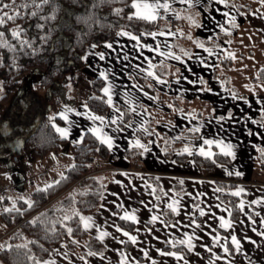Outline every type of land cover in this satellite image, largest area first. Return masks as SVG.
Masks as SVG:
<instances>
[{
	"label": "crops",
	"instance_id": "1",
	"mask_svg": "<svg viewBox=\"0 0 264 264\" xmlns=\"http://www.w3.org/2000/svg\"><path fill=\"white\" fill-rule=\"evenodd\" d=\"M230 1L234 3L232 6L220 4L219 0H196L194 5L189 7L187 4H181L180 0H170L173 10L165 12L163 9H160L161 15L157 17L170 21L178 17V9L191 8L196 12V20L199 19V26L195 25L196 30L194 39L196 38L198 39L197 41L202 43H204L206 39L217 40L216 42L220 44V47L216 48L212 46L213 51L216 53L214 56H210L209 53L200 48L196 42L195 47H192V55L183 57L181 60H177L171 56H161L158 52L153 51V49L157 46L161 51H166L169 48L174 51V40L182 36L181 31L177 29H157L154 30L157 35H147L145 40L139 39V41L123 35H116L111 41L103 42L100 45L92 44L89 46L86 54V65L84 69L87 68L88 70H91L94 77L100 76L99 71L101 69L108 72L109 79L113 84L114 105L122 109L124 113V119L121 121V127L124 128V131L115 133L112 128L107 126V123L105 126V131H109L111 134H114L116 140L113 149H110L111 154L116 157V153H119L122 157L119 161H115L114 159L115 164L113 165L92 166V169L102 171L101 173H103V175L108 174L106 176L109 178V182L106 190L104 191L100 207L94 212L85 214V216L91 215L93 217V226L86 229L90 234L99 238V233L104 230L111 233V235L105 236L102 240L107 251L110 243L109 240L114 236L118 246L121 245V240L124 241L122 244L123 249L128 252V249L125 248V243L130 242V240L128 237H125L123 233L119 232L116 227H114V225H119L118 219L123 218V211H131L133 209L136 211L139 222L134 221L136 227L133 231H130L132 234L137 230L140 224H142L144 228L152 229L151 215L154 212L160 213L162 209H165L167 202L173 197L180 201L182 210L179 214H174V220L172 222H168V224L176 222L179 218H181L179 216L180 214L185 215V213L189 210H191L194 214L192 218H196L198 221L202 222L203 218L198 215V210L192 209L193 203L201 204L198 197H202V199H206V206L211 219V223L206 227L209 229L211 234H219L222 237L220 242L213 244L211 243V240L205 239L203 236V232H206L205 230L201 229V236L197 234L198 239L195 244L199 243L203 246L207 243L212 249V253L205 249L206 255L201 259L202 264H209V260L212 261V264H223V261H226L229 264L238 263L237 254H239V251H236L235 246L231 245V234H229L228 229H222L219 225V217L221 215H223L226 219L230 218L232 221H235L236 224L239 223L238 227H235L232 233L236 234L238 239H240L241 246L248 244L255 248L254 256H249V254L248 256L246 255V260L242 263L249 264L250 261H255V264H264V252H260V248L262 247L261 240L264 241V236H261L260 233L264 232V225H261L262 231L259 233V230L253 226V222L248 219L249 215L253 220L255 217L259 219L260 214L257 216L258 213H261V218L264 219V206L257 209L250 205V202L254 200V197H264V162L259 156V150H257L258 145L261 144L264 146V127L261 126V121H264V116L261 115L260 111L261 108H264V104H261L259 99V97H264V88L260 87L261 84H264V80L256 79L260 70L264 68V5H261L259 0ZM149 2H151V0H149ZM237 4L248 5L250 8L243 9L237 6ZM135 11L136 9L134 8V12ZM226 12L231 13L232 16L236 17V26L228 22L229 17L225 15ZM219 24H223L225 27L231 28V32L224 33L218 27ZM186 41L187 39H185V43H187ZM108 43H111V48L107 47ZM145 43L151 44L152 48H144L142 45ZM207 46L209 45H206V47ZM90 52L95 53V56L93 55L90 57ZM97 52H103L105 54V58L101 60L100 57L96 55ZM174 52L177 55L182 56L179 52ZM229 52H231L233 56L227 55ZM197 57L203 59L206 63H201ZM226 59L231 60L230 67H225L224 64H221V61ZM149 60H151L155 65L154 71L156 73V66L161 62H167L178 66L179 71L175 76L163 77L158 73L157 75L161 76L165 81L163 85H166V82L168 81L166 78H171L169 80H172L173 84L176 86H183L186 91L188 90L189 92L179 95H183L187 98L197 97V90L200 91L201 79L204 76L209 78L212 87H214V92L202 90L199 95L202 99H207L212 103V109H215L216 107V116L225 114V118L223 120H217L215 119L216 116L214 117L213 114L209 112L207 117L204 119L202 118V111L196 112L192 117L188 116V112L184 113L181 110H178L176 111L175 129L177 126L179 127L176 130V133L178 134L184 129L185 125L193 127L194 125L201 123V133L205 137H211L214 132H221L225 134L226 137H228L235 145L234 149L238 151L235 158L241 166L237 171L242 173V175L246 174L247 177L244 180L246 184L239 185L238 183L237 185V187L242 186L246 189L245 192L241 193V195H243L241 199L245 200L246 208L242 210V215L239 219L233 220L231 218L230 206L220 199V190H218L219 187L216 184V180H224L225 178L214 177L215 175L213 176L212 173L203 176L193 160H190L187 164H183L175 161L174 159L167 158L158 143L157 134H153L151 138L150 136L146 137L141 135L143 133H141L142 130L138 127L139 123L143 121L150 123L153 120V116L145 108L146 105L162 109L163 111H171L173 108L159 102L156 95L148 90L139 80L140 76H143L146 79H153L158 85L155 87H159L161 85L160 88L163 89V85L157 82L154 77L148 75L146 72H143V69L148 67ZM137 65L140 67L137 68ZM219 74L226 75L231 86L227 85V81L224 83ZM176 76H180L181 79L177 80L175 78ZM106 83H108V81H106ZM141 88L144 89L143 92H141ZM124 89H127L128 94L137 102L136 112H130L131 119L128 121L125 120V113L128 111L130 105H127L124 95L122 94ZM253 89L256 91H253ZM145 93H149L151 98ZM19 95L21 98L26 96L23 90ZM173 97L178 98V100H182L181 96L173 95ZM240 97H246L247 99H241ZM47 101L49 103V92L47 94ZM222 103H225L226 105H223ZM73 104L74 103H72L71 106H67L69 108H74V106L76 107V105ZM64 106V104L60 106L57 111V115L59 112L64 110ZM149 107L147 108L149 109ZM17 109L18 103L15 107H13L12 112H7L4 116L6 117V124L9 125V128H13V131L21 133L20 138L15 137V139L12 140L11 161H9V163L13 162L12 155L19 153V150L17 149L21 150L25 139L38 125L40 120L45 115L49 114V112L40 110L36 113L28 115L27 113H22ZM141 109H143V111ZM48 111H50V106ZM83 111V105L79 106L77 107L76 112H68L69 120L66 121L63 117L58 115L61 117V121L60 119L54 120L53 123L60 127H69V135L67 138L71 141H80L86 129H89L92 126L91 120L80 115ZM113 111V107L109 106L108 112L105 116L111 115ZM229 111L233 112L231 117L227 115ZM70 120L71 123H69ZM129 121L133 122V127L130 129L127 128V123ZM148 123L146 126L149 128ZM180 123H182V125L179 126ZM206 126L210 128H205ZM149 130L152 132L151 129ZM195 136L198 137L197 135ZM134 138H140L142 141L151 142L149 143L147 152L141 150V158H148L153 163L160 165L178 166L179 169H176V172H174L176 173L175 176L171 177L169 173L159 172L157 168L149 170V172L128 168L129 160L126 158L125 152L129 148L128 142L130 140H134ZM194 142L201 143L202 141L196 138L194 139ZM205 147L208 146L205 145ZM212 148L214 152L219 151V149L216 148V145H213ZM59 152L60 151L55 152V154L58 155ZM49 154L42 157V163L46 166H37L38 163H35V159L32 160L29 158L30 165L34 166V164H36L35 169L39 171L37 176L39 179H43L44 177H48L50 174H53V178L45 182L48 185L53 181H57L63 173L61 171V167H58L57 164L61 162L59 158L55 157L50 159L52 161L50 164L48 159ZM72 160H74V157ZM19 163H21V160ZM13 164L16 163L13 162ZM223 165L225 164H219L216 170L219 166L222 167ZM181 166L184 167L182 168ZM62 167L64 168L65 166ZM25 168L26 171L23 175H19L17 178L14 176L11 179V184L7 185L9 190L0 195L4 198L8 197L10 199V204H13V201L17 198H26V196L29 195L28 193L32 192V187L36 182V177L31 175L34 167L26 166ZM50 169L52 172H50ZM169 170L171 171L170 168ZM28 172L30 174H28ZM152 172L162 174L156 175ZM125 173H127V175H125ZM150 176L157 179L161 183L163 191L168 193L167 197L163 194L160 196V207H155V205L158 204L156 200L157 195L156 193L155 195L151 194L153 191L152 186L154 184L150 181ZM187 177L190 179H186ZM238 177L240 176L238 175ZM182 179L187 180L188 189H190V187L194 189L196 195L195 197L187 199L183 197L184 194H179V191L176 190L175 186L180 185L179 183ZM46 184H42L40 187H43ZM247 193L251 196V199H248L249 195L245 196ZM217 197L219 198L218 200L216 199ZM180 198L185 199L181 201ZM141 200L145 201L143 205L140 203ZM2 206L3 204L0 202V211ZM226 209H228V211H225ZM185 218H187L188 222H190L187 215ZM160 219L165 220L164 216H161ZM240 220H242V222ZM95 225H99V228ZM256 230L258 231L256 232ZM4 234L6 233L3 225L0 237ZM244 237H250L251 239H245ZM177 238L178 237L172 236V238L167 240H172L176 246L180 245ZM165 241L166 240L163 238H153L151 231H145L144 241L142 243L145 246L151 245V249L148 252L149 255L146 256L147 260L143 257L145 255L142 257L139 256L138 260H145L146 264H184V262L182 263V259L184 257H190L192 253H194L193 250H188V254L181 251L183 254L181 259L163 254L176 250L173 248L165 249V246H173V244L166 243ZM225 241L229 246L228 253L223 252L221 247ZM256 243H259V246ZM76 244L78 250H71L67 247L66 242L62 240L54 246L51 252L43 260H51L53 261V264H79V261L84 262L90 259L96 260L97 262L108 261L106 259L107 251L104 253L103 257L95 255L90 256V252L86 257L80 252V249L86 250V247L79 242H76ZM230 245L232 250H230ZM132 247L133 244L131 243V248ZM158 248L162 249L163 253L158 252ZM213 253H215V255H213Z\"/></svg>",
	"mask_w": 264,
	"mask_h": 264
},
{
	"label": "trees",
	"instance_id": "2",
	"mask_svg": "<svg viewBox=\"0 0 264 264\" xmlns=\"http://www.w3.org/2000/svg\"><path fill=\"white\" fill-rule=\"evenodd\" d=\"M6 2L9 4L8 10H11L13 6L19 9V16L15 19H6L5 24L0 25V31H3L8 42L14 45V49L0 45V77L5 88L2 98L13 95L20 79L33 70L41 73L40 86L49 92V106L52 114L45 115L40 120L21 147V151H24L32 160L45 157L51 152L60 151L62 144L68 140L52 126L54 120L60 119L61 121L57 111L63 104V100L58 85L68 72H73L75 77L78 72L84 69L85 57L90 45H100L103 42L111 41L121 29L132 31L141 40L146 39L145 33L157 29H177L182 33L180 38L187 39L185 20L189 19V15L196 18V12L188 8L178 9V17L170 21L160 17L155 21H149L134 15L130 16L131 13H134L131 0H47L38 10L34 0H6ZM25 4L28 6L24 7ZM233 4L228 0V6ZM237 6L243 9L250 8L248 5L237 4ZM116 8H121V13L117 14L114 11ZM53 9H55L54 18L41 19V17H48L50 13H53ZM187 10L189 11L187 12ZM33 11H36L35 15H31ZM40 24H43L44 27H38ZM17 26L23 29L22 34L30 40L31 47L21 48L19 40L11 36V30ZM197 40L195 38L196 43ZM216 41L206 39L204 43L215 46L218 43ZM186 45L176 38L173 42V49L183 56L184 51H180ZM185 50L191 53L190 48L186 47ZM221 64L230 67L231 60H223ZM177 69H179L178 66L167 62H161L156 66L157 73L163 77L175 76L178 73ZM219 76L224 83L227 81V85L231 86L226 75L219 74ZM256 79L264 80V68L260 70ZM139 80L156 95L159 102L166 101L165 95L158 91L148 79L140 76ZM105 84L106 81L103 77H94L91 81L93 93L85 102L92 111L101 115H106L110 106L106 102V94L101 92ZM170 99L174 102V111L182 110L178 98ZM125 114V120H127L131 114L129 111H126ZM185 133L187 134V132ZM169 138L165 132L158 135L157 140L162 150L165 148V141L168 140L167 151L163 150L164 155L183 164L193 160L203 176L213 173L219 164L231 162L230 156L219 151H215V156L212 158L203 157L196 152L191 156L182 153L179 151L182 149L179 141ZM71 151L74 155V163L64 170L57 183L49 184L50 187L47 190H44L43 187L33 189L30 194V200L33 202L31 206L27 204L26 199L21 198L15 200V208L10 204L8 197L0 201L3 204L0 219L6 233L0 238V245H12L11 249L0 247V264H35L34 260L29 259L30 256L34 254L37 260L42 261L62 240L71 250H78L76 242L83 244L86 250L80 249V252L86 257L89 252L103 253L106 251L104 242L90 234L80 223L78 216H73L71 220L64 221L63 224L60 221L63 220L65 214L71 215L73 208L85 215L100 207L109 178L103 175L102 171L92 169L91 165L96 159L106 161L116 157L111 154L106 145L88 131H85L80 141H71ZM141 153V150L136 147L126 150L125 156L129 160L128 168L146 172L140 162ZM259 156L264 162L260 151ZM149 179L156 186V195L161 196L163 194L161 183L152 176ZM239 180L238 176L231 180H216L219 189H222V191L220 190V199L230 206L233 220L239 219L242 215L238 204L243 195L237 197L229 189H235ZM179 187L180 185H176V190L179 191ZM157 203L160 204V201ZM6 208L8 211H5ZM42 213L45 215L41 217ZM36 217L45 220L47 226L40 223L39 220L35 224L32 223L33 218ZM164 218L167 222H172L174 214H169ZM52 221H56V223L53 225ZM65 224L72 229L71 233L64 227ZM118 224L128 231H133L136 227L134 221L123 218L118 219ZM53 226L56 231L49 232L48 228ZM24 244L27 247H16ZM125 248L129 250L131 243L126 242ZM171 248L185 254L189 253L185 246H165V249ZM230 250H232L231 245Z\"/></svg>",
	"mask_w": 264,
	"mask_h": 264
},
{
	"label": "rangeland",
	"instance_id": "3",
	"mask_svg": "<svg viewBox=\"0 0 264 264\" xmlns=\"http://www.w3.org/2000/svg\"><path fill=\"white\" fill-rule=\"evenodd\" d=\"M191 8H189L190 10ZM187 10V12L189 11ZM196 19V18H195ZM197 21H199V19H197ZM185 29H186V34H187V43H185V39L183 38H178V41H180L181 43H185L187 44L186 46L182 47V51L185 50L186 47L191 48V51H193V48L195 47V30H196V26L193 25L192 21L190 19H186L185 20ZM193 47V48H192ZM95 56V53L90 52V57ZM89 66V65H88ZM181 69V67H180ZM94 78V74L91 70H88L87 68L82 69L80 72H78L76 74V76L74 77L73 72H68L64 79L62 81L59 82L58 85V89L60 90L61 96H62V100H63V104L64 105H69L71 106L72 103H74L76 105V107L74 106L75 109H77V107L82 106L85 104L86 100L88 99L89 96H91V94L93 93L92 91V87H91V81ZM40 79H41V73L33 70L31 71L29 74L24 75L20 81L18 82L17 86H16V90L14 92L13 95H11L8 98H2V96L5 94V88L2 84V79L0 77V189L4 186L10 185L11 184V179L15 176L16 178L19 177V175H23V173L26 171V166L27 167H34L32 170L31 175H34L36 178V182L33 185V189L34 188H38L40 186H42V184H46L45 182H47L48 180H51L53 178V174H50L48 177H44L43 179H39L38 176V170L35 169L36 164L30 165L29 164V157L28 155L24 152V151H20L18 153V156L20 157L21 163H16L13 164V162L9 163V161H11L10 157H11V153H12V140L15 139V137H19L21 136V133H19L18 131H13V128H9V125L6 124V117H4L7 112H12L13 111V107H15L18 103V111H21L22 113H27L28 115L36 113L40 110H43L45 112H49V114L51 115L52 111H48L49 108V103L47 101V94H48V90L45 88H42L40 86ZM168 79V81L166 82V85H163V89L159 87H156L158 91L162 92L165 95V100L164 102H162V104H165L167 106L173 107L174 106V102L172 101L173 95H177V96H181L182 100H178L180 102V106L182 107V112L184 113H192V117L195 115L196 112L198 111H202V118H206L208 113L210 112L211 114H213V116H216V107L215 109H212V103L210 101H208L207 99H202L199 95L200 91L205 90L208 91V88H211V91L214 92V87H212L209 78H207L206 76H204L201 81H204L203 83L200 82V91L197 90V97H193V98H187L183 95H179V94H184L185 92H189L188 90L186 91V89L183 86H176L175 84H173L172 80H169L171 78H166ZM148 81L156 86L157 83L154 82L153 79H148ZM158 86V85H157ZM25 92V97L21 98L20 97V93L21 91ZM178 93V94H177ZM185 97V98H184ZM73 104V105H74ZM146 104V103H145ZM223 105L225 103H222ZM48 107H47V106ZM226 105V104H225ZM147 107H149L148 105H146ZM145 106V108L151 113V115L153 116V120L148 123L149 129L152 130V135L153 134H157V136L159 135V133L165 132L167 135H169L170 138H176L179 137L181 133H185L187 132V130L189 128H191L190 126H186L184 127V129L182 131H180L178 134L176 133L177 129L179 128L178 126L175 129L176 126V111L172 110L170 111H163L162 109H158L156 107H149V109ZM130 107V106H129ZM16 110V111H17ZM130 113V112H129ZM187 113V114H188ZM221 116H226L225 114H222ZM209 117V116H208ZM131 119V115L130 117H128L127 121ZM173 119V120H172ZM71 123V120L70 122ZM169 123V124H167ZM178 125V124H177ZM182 125V123L179 124V126ZM198 125H202L201 123H198ZM204 128V126H203ZM205 128H210L208 126H206ZM216 130V129H215ZM143 133V132H141ZM177 134V135H176ZM186 134V133H185ZM17 135V136H16ZM187 135V134H186ZM149 136V135H148ZM212 138H223L225 141H231L229 140L228 137H226L225 134L223 133H218V132H214L213 135H211ZM198 137L194 136L193 137V141L194 139H196ZM173 141H179V144L181 145V148L183 146V144L186 142L184 139H175ZM124 144V143H123ZM257 150H259L261 147H264L263 145H258L257 146ZM216 148H218L216 146ZM235 153L237 154L238 151H236L234 149ZM260 151V150H259ZM260 153L262 154V158L264 159V153H262L260 151ZM59 158V160L61 161L58 164V167H61V171L64 172L65 168H68L70 165H72L73 161V153L71 151V140H67L65 141L60 149V152L58 153V155L55 154V152H51L48 156L49 159V163L52 162L50 159L52 158ZM122 155H120L119 153H116V158H109L106 161H104L103 159H96V161L94 160L91 166H104V165H113L115 164V161H119L121 159ZM115 159V161H114ZM231 162L229 164H225L222 167L219 166V168L212 173V175L214 177L217 178H225V180H231L234 179V177H237L238 175H236V173L238 172L237 170L241 167L238 163V160L235 158L233 159L231 157ZM71 160V161H70ZM42 158H38L35 159V163H38L37 166H46L43 165L42 163ZM71 162V163H70ZM142 165L144 166L145 171L149 172V170H152L154 168H157L159 170V172H166L169 173L171 175V177H174L176 173V169L178 170L179 167L175 166V165H160V164H156L153 163L152 161H150L148 158L146 159L144 157L141 158ZM41 163V164H40ZM51 164V163H50ZM62 166H65L64 168ZM182 168L184 166H181ZM46 168V167H45ZM169 168L171 169V171L169 170ZM174 169V170H173ZM164 170H168V171H164ZM187 171V170H186ZM50 172H52V170L50 169ZM158 172V171H156ZM153 174L156 175H160L162 173H154ZM28 174H30L28 172ZM108 175V174H106ZM240 176V180H239V185H243L246 184L245 183V178L246 174L244 175H239ZM158 178V177H157ZM159 179V178H158ZM186 179H190L189 177H187ZM181 181H183V183H179L180 187H179V194H184L183 197L190 199L191 197H195V191L194 189H192L190 187V189H188L187 186V180L182 179ZM164 186V185H163ZM32 189V190H33ZM164 193V191H163ZM29 195L26 196V199H31L30 196V192L28 193ZM249 195L248 193L245 194ZM183 198V199H185ZM201 201V204H199L200 206L204 207L206 209V215L203 218L204 220H207L208 223L207 225H209L211 223V219L209 217V212L207 209V202L206 199H202V197H198ZM260 198L262 197H254L255 200H260ZM183 199L180 198V200L182 201ZM251 199V196L249 195V198ZM245 201V200H244ZM250 206V205H249ZM255 208L259 209L261 207L264 206V202L261 203H257L256 205H252ZM246 208V202H245V207ZM260 214V218L257 219L256 217L254 218V221H256L255 223H253V226L256 227V232L258 231L259 233L262 231V227L260 224V220L261 218V213H258L257 216ZM181 218H179L176 222L169 224L168 227H163V225H161L160 223H158V221L154 224L151 221L152 224V229L153 231H151L152 233V237L156 238L160 237L163 238L164 240L167 241V239L172 238V236L175 237H182L184 232H191L193 230H196L194 226L191 225L190 222H188V219L185 218L186 215H179ZM230 219V218H229ZM242 219V218H241ZM242 222V220H240ZM239 221V222H240ZM233 226L230 227L228 229L229 234H232V232L234 231L235 227H238L239 223L236 224L235 221H233ZM246 222V221H245ZM175 225V226H174ZM202 224L201 228H199V230L197 231V234H199L200 236L202 235V230H205L206 226ZM220 225V223H219ZM3 227V222L0 219V232L2 230ZM202 229V230H201ZM144 232H145V228L143 227L142 224L139 225V227L137 228V230L133 233L134 235H137L139 237V239L137 240V242L135 244H133V247L127 251H125L123 249V245L121 244L120 246H118L116 244V238L113 236L109 241V245H108V251H107V256L106 259L108 261H99L97 262L96 260H87V261H79V264H117L120 260V253L123 252L125 254L124 259L128 262V264H146L147 258L146 256H143L144 251L149 252L151 249V245L149 246H145L143 245V241H144ZM203 236L205 237V239L211 240V235H209V231L207 232H203ZM2 237V236H1ZM0 237V238H1ZM131 242V241H130ZM196 242V241H195ZM194 242V243H195ZM59 243V242H58ZM57 243V244H58ZM259 246V243H256ZM261 244L262 247L260 248V252L263 253L264 252V241L261 240ZM119 250V251H118ZM194 253H192V255L190 257H184L182 259V263L184 262V264H202L201 259L203 256H205V248L200 245L199 243L195 244L194 249H192ZM201 250V251H199ZM105 251V252H106ZM103 252V253H105ZM249 252V253H248ZM254 256L255 254V248L251 247V245H242L241 246V250L239 251V254H237V258H238V263L237 264H244L242 263L243 261L246 260V255L248 256ZM139 256H143L145 258V260L141 261L140 259L138 260ZM102 259V258H101ZM104 259V258H103ZM112 260V261H110ZM155 263V262H154ZM223 264H229L226 261L222 262ZM153 264V263H151Z\"/></svg>",
	"mask_w": 264,
	"mask_h": 264
},
{
	"label": "snow or ice",
	"instance_id": "4",
	"mask_svg": "<svg viewBox=\"0 0 264 264\" xmlns=\"http://www.w3.org/2000/svg\"><path fill=\"white\" fill-rule=\"evenodd\" d=\"M34 2L37 4V10L39 9V7L41 5H43L44 3L47 2V0H34ZM196 2V0H180L181 4H187L189 7H192L194 5V3ZM261 5H264V0H259ZM220 4H227L228 0H219ZM131 5L136 9V11L134 13H131V15H134L136 17L139 18H143L149 21H155L157 19V17L159 15H161L160 13V9H163L165 12L167 11H172L173 7L172 4L170 3V0H151V2H149V0H131ZM24 7H27L28 5L25 4L23 5ZM9 9V4L6 2V0H0V25H4L6 22V19H15L17 16H19V9L16 8L15 6H13L11 8V10ZM114 11L119 14L121 13L122 9L121 8H116L114 9ZM54 12L55 9H53V13H50L48 17H41V19H49V18H54ZM36 11H33L31 13V15H35ZM226 16L229 17V23L236 26V17L232 16L231 13L226 12L225 13ZM192 23L194 25H198L199 26V21H197L195 18H193L191 15H189L188 17ZM38 27L43 28L44 25L40 24L38 25ZM218 27L224 32V33H229L231 32V28L229 27H225L223 24H219ZM23 33V29L20 28L19 26H17L16 28H14L13 30H11V36L14 38H17L19 40V44L20 47L23 48L25 46H29L31 47V42L28 38H26V35L22 34ZM146 35H152L155 36L157 35L156 32H148L145 33ZM162 34H169V33H162ZM117 35H123L126 37H130L132 39H135L137 41H139L140 37L138 35H135L132 31H126L124 29H121ZM198 45L200 48L204 49L205 51H207L209 53L210 56H214L216 55V53L213 51V47L212 46H207L205 45V43L199 42L197 41ZM0 45H3L5 47H8L10 49H14V45L9 43L8 40L5 38V33L3 31H0ZM144 48H152L151 44H143L142 45ZM108 48H111L112 45L111 43L107 44ZM214 47L219 48L220 44L217 43ZM33 51H35V49L33 48ZM153 51L158 52L161 56H171L177 60H181L183 59V57H187L192 55L188 50H184L183 52V56L177 55L174 51H172L170 48L167 49L166 51H161L160 48L157 46L156 48L153 49ZM96 55H98L100 57L101 60H103L105 58V54L103 52H97ZM227 55L229 56H233V54L231 52L227 53ZM86 58V57H85ZM127 58V57H125ZM234 58V57H233ZM197 59L200 60L201 63H206V61H204L203 59L197 57ZM137 68H139L140 66L137 65ZM155 65L152 63L151 60L148 61V67L143 69V72L148 73V75L154 77V79L159 82L160 84L165 83V81L162 79L161 76L157 75V73L154 71ZM177 71H179V69H177ZM99 75L101 77L104 78L105 81H108V83H106L104 85V87L101 89V92H103L104 94H106V102L108 105L112 106L114 111L111 115L109 116H105V115H101V114H97L95 111H92L88 104L85 103L83 105L84 111L82 113H80V115L87 117L89 120L92 121V126L89 129H86V131L94 134L95 138L98 139L100 142H102V144L106 145L108 149H113L116 140H115V136L114 134H111L109 131H105V126L107 123V126L109 128H112L114 130L115 133H120L122 131H124V128L121 127V121L124 119V113L122 111V109L116 107L114 105V101H113V96H114V92H113V84L109 79V74L107 71L101 69L99 71ZM177 80L181 79L180 76H176L175 77ZM202 83L204 81H201ZM138 86V85H137ZM261 88H264V84L260 85ZM141 92L144 91L143 88L140 89ZM208 91H211V88L207 89ZM253 91H256L255 89H253ZM122 94L124 95L125 101L127 103V105H130V107L128 108L129 112L135 113L136 112V101L128 94L127 89H124ZM146 95H149V97L151 98V95L149 93H145ZM241 99H247L246 97H240ZM260 99V103L264 104V97H259ZM143 111V109H141ZM77 109L75 108H69L67 105L64 106V110L59 112L58 115L63 117L64 120H69V116H68V112H76ZM261 111V115L264 116V108L260 109ZM119 114V115H118ZM192 113L189 112L188 116H191ZM227 115L229 117H231L233 115L232 111H229L227 113ZM225 117L224 116H216L215 119L217 120H223ZM51 119V118H50ZM99 122V123H97ZM255 122V121H254ZM147 121H143L141 123H139L138 127L142 130L143 134L145 135H152V132L149 130V128L146 126L147 125ZM52 126L55 128V130L62 136V137H67L69 135V127H60L56 124H52ZM261 126L264 127V121H261ZM133 127V122L129 121L127 123V128H132ZM251 134V132H250ZM259 134V133H258ZM197 135L198 139L200 141H202L201 143H195L193 141V136ZM171 140H175V139H184L186 142L183 144L182 149H180L179 151L182 153H187L190 156L196 152L199 153L201 156L206 157V158H212L215 156V153L213 151L212 146L216 145L219 149L220 153H223L227 156L232 157L233 159L235 158V145L231 142V141H225L223 138H211V137H205L202 133H201V125H194L193 127L189 128L187 130V135L185 133H181L179 137L176 138H169ZM149 142H145L142 141L140 138H134V140H130L128 142V147L132 148L133 146H135L137 149L143 150L144 152L148 151V147H149ZM167 143L168 140L165 141V148L163 149L164 151H167ZM205 145H207L208 147H205ZM262 153H264V147H261L259 149ZM242 173L237 172L236 175H241ZM125 175H127V173H125ZM58 181H53L52 183L55 184ZM181 183H183V181H181ZM50 187V185L46 184L43 186L44 190H47ZM153 191H152V195H155L156 193V186L153 185ZM221 190L222 189H218ZM230 192H232L233 195L240 197L242 192H245L246 189L243 188L242 186L237 187L235 189H229ZM163 195L165 197H167L168 193L164 192ZM4 197L0 196V200H3ZM21 199H26L24 197H21ZM161 199L160 196H156V200L159 201ZM217 200L219 199L218 197L216 198ZM26 202L29 206L32 205V201L30 199H26ZM264 202V197L260 198V200H252L250 202V205H256L257 203H261ZM140 203L143 205L145 203L144 200H141ZM12 207L15 208V201H13ZM155 207H160L159 204L155 205ZM245 207V201L243 199L239 200V204H238V208L240 210H243ZM192 209H197L198 210V215L200 217H204L206 215V209L202 206H200L199 204L193 203L192 204ZM182 210V205L180 203V201L173 197L171 200H169L167 202L166 208L162 209V211L160 213H153L151 215V221L152 223H156L157 221H159V223L161 225H163V227H168L169 224L166 220H162L160 219L161 216H167L169 214H179L180 211ZM5 211H8V209L6 208ZM225 211H228V209H226ZM45 214L42 213L40 214V216H44ZM185 215H187L190 219V223L192 226H195L196 230H193L191 232H184L182 238L178 237V243L181 246H186V248L188 250H192L195 247V241L198 239L197 237V231L199 230V228L201 227V224L207 225L208 221L204 220V221H198V219L196 218H192L193 217V213L191 210H189L187 213H185ZM73 216H78L79 217V221L80 223L83 225V227L85 229H88L90 227L93 226V217L91 215L89 216H85L83 214H81L79 212L78 209L73 208L71 210V215L69 214H65L63 216V220L60 221L62 224L64 223V221H69L72 219ZM123 219L129 220V221H135V222H139L138 221V217L136 215V211L135 209L131 210V211H123ZM248 219L250 221H252L253 223H255L256 221H254L252 219V217L249 215ZM37 220L40 221V223L45 224V226H47V222L43 219H40V217H36L33 218L32 223H36ZM219 222H220V227L222 229H229L230 227L233 226V221L231 219H226L223 215H221L219 217ZM56 223V221H52V224L54 225ZM260 224L264 225V219L260 220ZM97 228H99V225H95ZM175 226V225H174ZM65 228H67V231L69 233H71L72 229L70 227H68V225H64ZM114 227L117 228V230L121 233H123V235L125 237H128V239L131 241V243L135 244L137 242V240L139 239V237L137 235L132 234L130 231L126 230L124 227H120L119 225H114ZM255 230V229H254ZM49 232H55L56 229L55 227H51L48 228ZM145 231H153V229L151 228H145ZM205 231H209V229L206 227ZM107 235H111V233L107 232V230H104L102 232L99 233V238L101 240L104 239L105 236ZM209 235H211V243L216 244L218 242L221 241L222 237L219 234H211L209 232ZM261 236H264V232L260 233ZM245 239H251L250 237H244ZM157 239H160V237H157ZM230 241H231V245L235 246L236 251H240L241 250V241L240 239H238V237L236 236V234L232 233L230 235ZM166 243H171L173 244V247H175V244L172 240H167L165 241ZM121 244L124 243L123 240L120 241ZM0 247H6L8 249L12 248L11 244L8 245H0ZM17 248L20 247H27L26 244L24 245H17ZM203 247L205 249L208 250V252L212 253V249L209 246V244L205 243L203 245ZM223 252L228 253L229 252V246L227 244V242L225 241V243H223L221 245ZM119 251V250H118ZM158 252H162L163 250L158 248L157 249ZM145 256H148L149 253L147 251H144L143 253ZM166 255H170L172 257H175L177 259H181L183 254L181 251L179 250H174L168 253H163ZM90 256L95 255V256H100L103 257L104 253L102 252H90L89 253ZM213 255H215V253H213ZM125 254L123 252L120 253V260L118 262V264H128V262L124 259ZM30 260H34L35 264H53V261L51 260H37L34 256V254L32 256L29 257ZM209 264H212V261L209 260ZM249 264H255V261H250Z\"/></svg>",
	"mask_w": 264,
	"mask_h": 264
},
{
	"label": "built area",
	"instance_id": "5",
	"mask_svg": "<svg viewBox=\"0 0 264 264\" xmlns=\"http://www.w3.org/2000/svg\"><path fill=\"white\" fill-rule=\"evenodd\" d=\"M12 161H13L14 163H19V162H20V157L18 156V154H14V155L12 156ZM7 190H9V188H8L7 186L2 187V188L0 189V194L6 192Z\"/></svg>",
	"mask_w": 264,
	"mask_h": 264
},
{
	"label": "water",
	"instance_id": "6",
	"mask_svg": "<svg viewBox=\"0 0 264 264\" xmlns=\"http://www.w3.org/2000/svg\"><path fill=\"white\" fill-rule=\"evenodd\" d=\"M19 148V147H18ZM17 150H19V152L21 151L20 149H17Z\"/></svg>",
	"mask_w": 264,
	"mask_h": 264
}]
</instances>
